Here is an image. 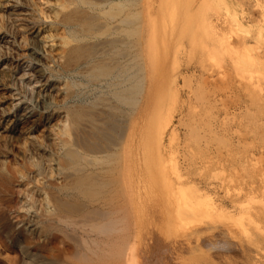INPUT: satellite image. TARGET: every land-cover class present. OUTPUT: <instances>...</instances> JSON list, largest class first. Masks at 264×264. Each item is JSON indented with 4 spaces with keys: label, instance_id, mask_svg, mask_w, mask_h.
I'll return each instance as SVG.
<instances>
[{
    "label": "bare ground",
    "instance_id": "bare-ground-1",
    "mask_svg": "<svg viewBox=\"0 0 264 264\" xmlns=\"http://www.w3.org/2000/svg\"><path fill=\"white\" fill-rule=\"evenodd\" d=\"M15 1L7 7L0 0V188H17L15 196H24L14 197L11 204L16 225L32 224L35 219L27 212L39 202L34 234L54 228L65 234L70 231L78 249L90 251L96 264H113L128 246L131 232L130 222L129 227L120 224L133 215V234L139 236L144 230L152 240L146 248H165L170 237L167 214L175 201L159 190L158 181L166 184L167 176L163 164L161 174L156 172L155 146L163 147L164 136L171 141L175 131L184 129L212 155L215 165L234 161L231 148L221 142L234 134L227 120L229 110L237 105L232 90L214 91L205 76L204 93L190 86L185 95H178L179 78L185 72L180 68L170 72L169 54L150 43V13L156 11L158 0L152 4L149 0H39V6L36 0ZM208 1L212 8L207 23L212 28L220 24L217 28H223L226 36L241 25L225 0ZM23 10L32 14L28 22L19 18ZM261 13L264 16V3ZM233 42L237 56L247 50L245 36ZM256 57L264 63V55ZM24 75L29 76L27 81ZM31 80L40 83L35 94L29 90ZM14 84L29 101L19 117L9 102L8 89ZM167 90L175 104L163 131L150 137V115ZM254 125L260 129L264 120ZM257 146L264 150V142ZM193 151L181 149L179 159L188 160ZM252 155L239 158L240 163ZM156 173L163 179L158 180ZM261 178L260 185L248 187L263 188L264 194V172ZM204 185L232 188L234 181L209 180ZM117 188H125L126 200L121 203L116 201ZM133 188H150L147 205L134 201L143 195ZM192 188L199 187L195 183ZM39 192L46 194L44 202L34 196ZM174 216L190 217L178 208Z\"/></svg>",
    "mask_w": 264,
    "mask_h": 264
},
{
    "label": "rangeland",
    "instance_id": "rangeland-1",
    "mask_svg": "<svg viewBox=\"0 0 264 264\" xmlns=\"http://www.w3.org/2000/svg\"><path fill=\"white\" fill-rule=\"evenodd\" d=\"M3 1H6L7 7H12V3L16 2ZM225 1L229 11L235 13L242 22L226 36L222 34L225 33L223 28H217L221 26L217 21L214 24L219 25L214 28L207 23L212 8L208 0H158L156 11L151 10L150 13L149 35L154 49L169 54L170 72H174L175 68L185 72L179 78V96L185 95L190 86H198L197 91L204 93L202 89L205 76L208 77L207 86L214 91L223 87L232 90L237 105L231 107L226 119L234 134L230 139L227 135L228 141L225 142L221 138V142L231 148L234 161L227 160L215 165L209 157L212 155L208 156L200 149L184 129L175 131L171 141H168L169 135L164 136L163 147L158 144L154 147V160L159 170L156 172L161 174L163 164L164 177L165 174L167 176L166 184L162 180L158 181L161 186L159 190L162 195H167L166 198L172 197L175 201L170 210L172 214L168 212L166 219L170 231L169 242H166L165 248H146L152 240L147 238L144 230L139 236L133 234L136 232V221L130 215V219L126 217L120 224V228L127 224L129 227L130 222L128 246L120 257H114L113 264H125L128 260L130 264H264L263 188L248 187L250 184L260 185L261 173L264 172V150L257 146L264 142V125L260 129L254 125L255 122L264 120V63L256 57L257 53L264 55V16L261 13L264 0ZM36 2L39 6V0ZM149 2L152 4L154 1ZM185 10L186 13L183 12ZM31 15V12L23 10L19 18L22 16L28 22ZM35 26L42 29L38 24ZM238 36L248 38L247 50L239 56L233 50V41ZM252 36L260 37L254 39ZM238 58L239 61H236ZM25 69L28 71L30 67ZM16 74L19 78L21 72L17 71ZM23 79L27 81L29 76L24 75ZM39 87L40 83L31 80L29 90L32 94ZM168 93L169 90L150 115V137L152 132L158 137L168 122L169 111L174 103ZM8 94L11 96L9 102L13 105L14 116H23V109L29 101L23 97L21 88L14 84L8 89ZM224 115L223 110L218 112L221 120ZM172 120L176 121L175 118ZM184 122L188 123L189 119ZM11 125L14 126L12 123ZM155 140L157 141L156 138ZM183 148L194 150L195 155L182 161L179 155ZM251 153L254 155L249 160L240 163L239 158ZM159 174L156 175L159 176L158 180L163 179V175ZM226 179L234 181L232 188L223 185L221 188H208L204 185L205 181ZM195 183L199 188H192ZM16 189L0 188V197L3 196L0 198V264L97 263L93 261L96 257L90 251L78 249L76 236L70 231L65 234L54 228L42 235L32 232L36 229V208H41L39 202L27 212V216L35 219L32 224L16 225L12 203L14 197H22L21 194L15 196ZM134 190L143 195L136 198L134 194V201L147 205V199L151 197L150 188H133V192ZM124 191L125 188H117L118 203L126 200ZM34 196L44 202L46 194L39 192L34 193ZM28 199L30 202V197ZM175 208L185 210L190 217L178 219L174 216Z\"/></svg>",
    "mask_w": 264,
    "mask_h": 264
}]
</instances>
